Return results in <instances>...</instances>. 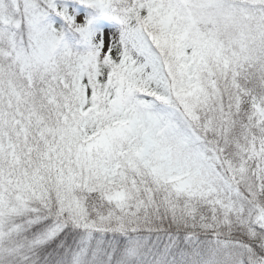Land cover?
<instances>
[{
    "label": "snow or ice",
    "instance_id": "1",
    "mask_svg": "<svg viewBox=\"0 0 264 264\" xmlns=\"http://www.w3.org/2000/svg\"><path fill=\"white\" fill-rule=\"evenodd\" d=\"M0 264H264V0H0Z\"/></svg>",
    "mask_w": 264,
    "mask_h": 264
}]
</instances>
